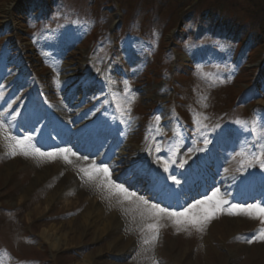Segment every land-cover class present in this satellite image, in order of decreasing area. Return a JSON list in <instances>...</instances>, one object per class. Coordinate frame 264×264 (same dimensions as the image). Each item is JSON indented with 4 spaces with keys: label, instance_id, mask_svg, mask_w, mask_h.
Instances as JSON below:
<instances>
[{
    "label": "rangeland",
    "instance_id": "374dc122",
    "mask_svg": "<svg viewBox=\"0 0 264 264\" xmlns=\"http://www.w3.org/2000/svg\"><path fill=\"white\" fill-rule=\"evenodd\" d=\"M0 80V264H264V241L254 239L264 224L255 215L238 209L231 215L225 204L203 232L177 231L152 208L151 193L141 191L148 179H136L135 168L154 156L149 162L161 173L184 171L198 162L200 149L214 147L222 159L219 179L231 178V188L241 183L247 171L241 169L264 174L254 159L264 153L263 1L0 0ZM124 81L136 97L131 113ZM33 88L37 96L27 99ZM23 90L28 94L14 97ZM41 99L71 126L99 118L126 133L116 167L107 166L110 178L91 160L10 155L14 115L25 112L18 111L24 102L30 110ZM198 114L207 117L206 128L194 123ZM131 181L137 190L127 189ZM222 183L208 197L219 189L226 199ZM92 200L101 209L94 222L114 220L107 234L81 223ZM46 232L61 236L54 242ZM154 234V242L143 243ZM119 236L125 242L109 248ZM125 244L132 252L119 260Z\"/></svg>",
    "mask_w": 264,
    "mask_h": 264
},
{
    "label": "snow or ice",
    "instance_id": "6c2138e0",
    "mask_svg": "<svg viewBox=\"0 0 264 264\" xmlns=\"http://www.w3.org/2000/svg\"><path fill=\"white\" fill-rule=\"evenodd\" d=\"M224 81H220V83H223ZM125 85L124 91L127 95V101H126V108L125 111L127 113H131L132 110V104L135 102V95L131 93V88L128 85L127 81L123 82ZM206 99V97H205ZM0 116H3L2 113H0ZM131 118V117H129ZM15 119V116L13 117ZM160 117H156V120L159 121ZM207 119V117L202 116V114H198L196 117H194V123L199 125L201 129L206 128L207 126L203 124V120ZM236 123H241L240 121H237ZM214 127L218 128L219 125H215ZM0 128H3V124L0 123ZM203 135V142L205 146H207L210 141L207 138V135L204 133H201ZM221 136H227L228 132L227 130H221L220 133ZM6 140L8 143L9 153L12 156H16L18 153L22 154L24 156H30V155H36L40 157H46L47 159L51 160L54 159L57 155L63 154V159L66 162H70L68 159L67 153L70 152L68 149H59L57 152H41L39 149L34 148L31 144L32 137L31 136H24L23 138H18L15 136H7ZM157 151H159V148H157ZM200 151H203V149H200ZM72 155H75V153H72ZM175 155V153H173ZM255 160L259 161L262 167H264V153H262L260 156H255ZM183 167V162L180 165ZM92 168L96 172H102L105 177L110 178L109 168L107 166H103L100 168H97L95 166V163L93 162ZM165 170L167 171V167H165ZM81 172H84L88 179H92V173L89 172L87 169H81ZM175 179V177H173ZM178 183V181H177ZM115 188L121 192L125 193L127 190L122 185H115ZM132 195H135V193H132ZM140 200L147 204L148 201L144 200L143 197H140ZM228 204V201L226 199H223L219 196V189H216L210 197H206L203 200H197L194 204H190L187 208H185L183 211H169L167 208H162L159 205L153 204L152 208L156 210L157 215L164 214L167 217H169L172 222L177 225V231L184 230L187 226L194 227L197 231L203 232L208 224L209 221H211L216 213L218 211L223 210V205ZM239 210L241 213H245L248 216H254L260 220L262 224H264V207H261L260 205L251 204L247 207H242L239 205H231L230 209H228L229 214L235 215L237 214L236 210ZM196 210V211H194ZM149 229L155 230L156 225H148ZM239 238V237H237ZM157 239L156 235H152L149 239H145L143 241L144 244H149L150 242H154ZM254 239H258L261 241H264V229L259 230L258 235L254 236ZM248 243H252V240H248ZM155 264V262H154Z\"/></svg>",
    "mask_w": 264,
    "mask_h": 264
},
{
    "label": "bare ground",
    "instance_id": "6f19581e",
    "mask_svg": "<svg viewBox=\"0 0 264 264\" xmlns=\"http://www.w3.org/2000/svg\"><path fill=\"white\" fill-rule=\"evenodd\" d=\"M6 168V167H5ZM4 168V169H5ZM10 172H11V168H9V167H7V169L3 172V176H5V177H8L9 175H10ZM2 174V173H1ZM191 180H192V178H191ZM66 183V181L64 182V184ZM31 188V187H30ZM30 188H28V190L30 189ZM28 193V191L26 190L25 192H24V194L25 193ZM26 193V194H27ZM25 194V195H26ZM57 194V190L56 191H54L52 194H50V195H48L47 196V199H46V201H45V204L47 203V202H52V201H54L55 200V195ZM101 209L96 205V204H94L93 203V201L91 202V203H89V205L86 207V209H85V212H84V214L82 215V218H81V223H83L84 224V226L86 227H88V228H95V227H97V226H100L101 227V229H100V231H98V232H102V233H104L105 232V234H107V232H106V230H108L109 229V227L110 226H112L114 223H113V219H111L112 221H107V222H102L101 224H97V222L98 221H96V222H94L93 221V219L94 218H96L95 216L97 215V213H99V214H101ZM54 233L53 232H46V236H47V238L48 239H51V238H53V241L54 242H56V240H57V238L59 237V236H61V235H57V236H55V234L53 235ZM119 244V240L117 239V240H114V241H112L111 242V244L109 245V248H119V246H117ZM117 246V247H116ZM127 246H126V244L124 245V248H123V252L126 254L129 250H130V248H126Z\"/></svg>",
    "mask_w": 264,
    "mask_h": 264
},
{
    "label": "trees",
    "instance_id": "16d2710c",
    "mask_svg": "<svg viewBox=\"0 0 264 264\" xmlns=\"http://www.w3.org/2000/svg\"><path fill=\"white\" fill-rule=\"evenodd\" d=\"M196 1V0H195ZM261 1H263L264 2V0H261ZM206 17L208 18V16L206 15ZM205 18V17H204ZM206 19V18H205Z\"/></svg>",
    "mask_w": 264,
    "mask_h": 264
}]
</instances>
